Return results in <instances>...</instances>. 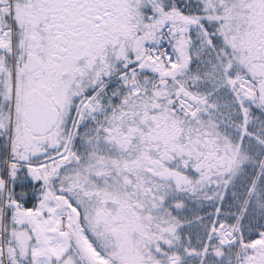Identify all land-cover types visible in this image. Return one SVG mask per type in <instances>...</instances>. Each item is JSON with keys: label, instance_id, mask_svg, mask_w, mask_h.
<instances>
[{"label": "snow or ice", "instance_id": "snow-or-ice-1", "mask_svg": "<svg viewBox=\"0 0 264 264\" xmlns=\"http://www.w3.org/2000/svg\"><path fill=\"white\" fill-rule=\"evenodd\" d=\"M0 264H264V0H0Z\"/></svg>", "mask_w": 264, "mask_h": 264}]
</instances>
